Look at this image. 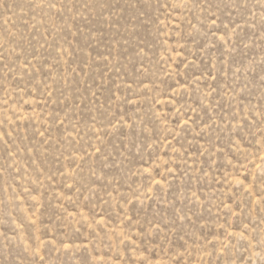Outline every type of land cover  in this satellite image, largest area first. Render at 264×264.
Instances as JSON below:
<instances>
[{
  "label": "rangeland",
  "instance_id": "1",
  "mask_svg": "<svg viewBox=\"0 0 264 264\" xmlns=\"http://www.w3.org/2000/svg\"><path fill=\"white\" fill-rule=\"evenodd\" d=\"M0 264H264V0H0Z\"/></svg>",
  "mask_w": 264,
  "mask_h": 264
}]
</instances>
